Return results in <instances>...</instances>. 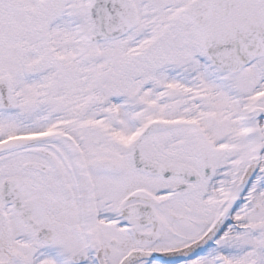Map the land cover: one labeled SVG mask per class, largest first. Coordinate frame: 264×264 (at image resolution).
<instances>
[{"label":"snow or ice","instance_id":"6c2138e0","mask_svg":"<svg viewBox=\"0 0 264 264\" xmlns=\"http://www.w3.org/2000/svg\"><path fill=\"white\" fill-rule=\"evenodd\" d=\"M0 264H264V0H0Z\"/></svg>","mask_w":264,"mask_h":264}]
</instances>
